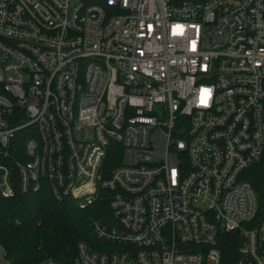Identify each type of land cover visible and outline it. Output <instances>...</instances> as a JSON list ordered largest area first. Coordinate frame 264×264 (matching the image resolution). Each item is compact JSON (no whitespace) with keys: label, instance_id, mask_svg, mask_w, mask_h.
Listing matches in <instances>:
<instances>
[{"label":"built area","instance_id":"2783aa9c","mask_svg":"<svg viewBox=\"0 0 264 264\" xmlns=\"http://www.w3.org/2000/svg\"><path fill=\"white\" fill-rule=\"evenodd\" d=\"M263 156L264 0H0V195L112 212L72 264H264Z\"/></svg>","mask_w":264,"mask_h":264},{"label":"trees","instance_id":"16d2710c","mask_svg":"<svg viewBox=\"0 0 264 264\" xmlns=\"http://www.w3.org/2000/svg\"><path fill=\"white\" fill-rule=\"evenodd\" d=\"M258 196V217L264 221V156L244 173ZM107 203L82 210L73 199L58 201L48 188L39 194L0 195V241L17 264H39L53 258L72 264L81 241L98 247L92 227L94 219L108 221ZM20 221V224L16 222ZM224 264H238L244 259V239L239 232L225 233L220 241Z\"/></svg>","mask_w":264,"mask_h":264},{"label":"rangeland","instance_id":"374dc122","mask_svg":"<svg viewBox=\"0 0 264 264\" xmlns=\"http://www.w3.org/2000/svg\"><path fill=\"white\" fill-rule=\"evenodd\" d=\"M17 223V222H16Z\"/></svg>","mask_w":264,"mask_h":264}]
</instances>
